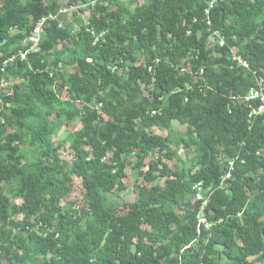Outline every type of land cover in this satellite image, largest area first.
<instances>
[{"label": "trees", "instance_id": "1", "mask_svg": "<svg viewBox=\"0 0 264 264\" xmlns=\"http://www.w3.org/2000/svg\"><path fill=\"white\" fill-rule=\"evenodd\" d=\"M83 1L71 0L67 6ZM107 1L78 10L96 13L88 25L95 36L103 34L95 43L92 35L81 32L78 38L85 43L78 55L67 45L56 51L57 44L72 37L58 26V7L45 6L43 0L25 4L0 0V78L13 75L28 81L24 96L15 87L13 96L3 98L0 110V263L34 264V254L54 251L61 264H92V260L95 264H211L216 248L230 264L264 261V175L255 174L260 168L264 171L259 157V151L264 153V116L249 117L250 108L232 103L245 98L264 71V0H142L145 4L132 14L120 5L108 12L102 6ZM213 1L217 3L210 9L208 27L205 11ZM42 20L40 51L4 67L5 61L24 51L23 39ZM219 26L224 46L217 43L216 50L223 58L251 39L241 56L248 69L229 59L227 67L215 71L205 40ZM200 30L205 32L202 39L197 35ZM136 50L148 53L150 63L131 67L125 78L117 76L108 61L123 54L131 59ZM188 55L191 71L182 74L180 64ZM61 63L76 65L77 73L65 79L59 70H49ZM194 77L198 85L191 84ZM142 83H152L151 101L143 98ZM62 94L66 101L60 99ZM92 101L101 106L108 121L87 106ZM73 102L84 103L82 126L71 144L72 161L66 163L51 145L53 127L37 108L51 110L59 103L72 108ZM65 114L68 120L75 115ZM173 121L187 125L196 143L198 171L190 177L189 187L199 184L208 194L203 209L208 230L195 214L178 215L176 196L158 187L138 188L136 205L123 216L103 202V194L122 188L119 180L131 154L166 149L164 141L146 129L168 127ZM7 127L17 132L8 135ZM25 145L28 150L36 146L39 152L28 156ZM220 157L233 160L231 169L223 170ZM157 171L155 164L150 165L145 180L154 182ZM159 174L162 178L168 171L163 168ZM75 178L84 193V226L60 208ZM18 214L24 215L23 222L14 221ZM34 222L44 238L31 229ZM53 223L55 232L47 234ZM144 224L154 232L148 248L133 243Z\"/></svg>", "mask_w": 264, "mask_h": 264}, {"label": "rangeland", "instance_id": "2", "mask_svg": "<svg viewBox=\"0 0 264 264\" xmlns=\"http://www.w3.org/2000/svg\"><path fill=\"white\" fill-rule=\"evenodd\" d=\"M44 5L48 7H58L59 10H64L68 8L67 4L71 0H43ZM254 2L255 0H250ZM22 4H25L27 0H20ZM101 0L97 1V4H100ZM102 6H105L108 12H115L117 9V5L122 6L124 9L127 10V14H132L135 9L141 7L145 4L142 0H109L107 2H102ZM217 2L213 1L211 5L213 6ZM1 6V3H0ZM92 11H85L84 13H79V11H75V13H68L62 14L60 17V22L62 24V28H65L69 31L70 35L72 36L71 39H68L65 43H59L56 45V51H61L64 45H67L69 49L75 51L78 55L82 54L84 49V43L79 40L78 35L81 32H86L90 34V27L89 21L92 17ZM127 14H123V19L127 20ZM50 19V18H48ZM227 26L231 24L230 20H227ZM218 28L217 32L219 36L224 41V35L222 28ZM204 31L200 30L197 35L198 38L202 39L204 37ZM207 34V33H206ZM91 36V35H90ZM42 38V34H41ZM74 40L78 42L76 45ZM251 39H246L242 41L240 44L235 46L233 49L238 55H243L244 47L247 42ZM219 41V37L207 35L206 36V50L211 52V61L213 67L216 72H220L222 69L227 67L225 62H228L229 59L232 60L231 53L227 55L225 58L222 57V54L216 50V44ZM127 43L123 44L121 48L125 49L127 47ZM24 47V45L22 44ZM119 48V46H118ZM120 49V48H119ZM54 50L50 54H54ZM54 56L51 55V59L54 60ZM133 58V59H132ZM132 58L129 59L127 54H123L122 56L118 57L117 59H110L108 61L109 67L112 69L117 76L121 78H125L128 74V71L131 67H141L146 66L150 63V56L148 53L136 50L132 53ZM63 59L66 60L65 57ZM192 59L191 55H188L185 59L182 60L180 67L184 69L186 74L187 72L191 71L190 64L188 63ZM232 62V61H231ZM179 67V66H178ZM177 67V68H178ZM49 70L58 71L60 74H63L64 78L67 79L69 75H73L77 73L76 65H66L61 63L58 67L49 66ZM181 72V71H180ZM261 72V80L263 81L264 85V71L260 70ZM8 84V93L12 96L14 95V88L18 87L19 90L17 91L19 95L24 96L25 92L28 90V81L23 79L22 77H16L13 75L9 76V79L5 78ZM198 81L196 77L191 79V84L198 85ZM258 88V86H256ZM256 88V89H257ZM143 98L147 101L152 100V83L144 84L142 83L140 86ZM248 94L245 98L248 97ZM264 96V91L263 94ZM22 99V97H20ZM62 101H66L68 99L66 94H62L60 97ZM259 100L254 101H245L244 98L240 100L232 101L233 104H240L246 105L248 108H256L259 105ZM72 108H68L64 104H56L54 105L51 110L50 108H43L38 106V111L41 112L42 115L47 116V120L51 127H53L54 131L51 135V145L54 148L58 149L59 155L63 162H71L73 158V152L71 150V144L76 132L81 129L82 126V115L80 111L82 110L84 103L81 102H73ZM8 107L11 106V103L5 104ZM19 106V105H17ZM87 106L90 108H95L99 114V116L104 120L108 121L109 118L104 115L102 112L101 106L98 105L96 102L92 101L87 103ZM78 111V112H77ZM60 113L58 116L56 113ZM65 112L75 113L74 117L71 120H68L66 117ZM49 114V116L47 115ZM45 116V117H46ZM261 116H264V112ZM141 121H136L137 128H140ZM101 125V124H100ZM101 129V128H100ZM17 132L15 127H7L6 133L8 135H13ZM146 133L154 136L156 138H160L164 141L166 145V149L160 151L156 149L154 151L145 152L142 154H138V152H134L125 160V170H124V178L119 180V186L121 189H116L111 193L103 194V202L106 208H111L114 210L117 216H123L128 211H130L133 206L137 203V192L138 188L146 187H158L163 191H167L173 193L177 199V205L174 208L175 212L178 215L185 214L188 211L190 214H195L196 220L199 224H201L205 230L210 228V224L205 222L204 214H202V208L204 203L209 199L208 194L204 193L200 185H193L189 187L190 177L198 171L197 168V148L196 143L193 137L188 135V126L179 123L178 121H173L168 127H158L153 126L146 129ZM24 135V133H23ZM24 150L27 152L28 156L35 155L39 152V149L35 147H31L30 150L25 146H23ZM259 157H262L264 160V153L259 151ZM220 162L223 167L230 168L233 160L227 159V157H220ZM155 164L158 168V171L155 173L158 178L154 182H148L145 180V173L149 170V166ZM167 169L168 175L165 177L160 178L159 172L163 169ZM260 168L256 171L255 174L257 176L264 175V171ZM179 176V177H178ZM228 176L225 177V179ZM167 183L170 185H167ZM179 187H177V186ZM83 189L81 186V181L79 179H73V182L70 186V193L63 199L60 204V208L62 213L68 214L72 216L74 220L79 221L80 226H84L86 224V218L83 217L82 212L85 211V205L83 200ZM9 195V194H7ZM249 199H252L251 194L248 193ZM201 202L200 208H198V203ZM17 203H22L19 199ZM35 221L34 219H32ZM15 222H23L24 215L18 214L14 217ZM40 225H36L34 222L33 228H31L34 232H38L39 235H44L42 231H38ZM56 225L55 223L52 224V228L47 229L46 233L50 234L55 232ZM40 230V229H39ZM153 230L150 229L147 225H142V227L138 230L133 237L134 246L141 244L146 246L147 248L152 245V240L150 242L149 238H153ZM58 238L56 235L55 240ZM151 243V244H150ZM133 247V251H134ZM34 264H52L57 262L56 264H61V257L54 251L47 252L46 254H34L33 256ZM211 264H230L228 260L222 255L221 248H216L214 254L209 259ZM92 264H95V261H91ZM0 264H5L2 261ZM255 264H264V261H256Z\"/></svg>", "mask_w": 264, "mask_h": 264}, {"label": "built area", "instance_id": "3", "mask_svg": "<svg viewBox=\"0 0 264 264\" xmlns=\"http://www.w3.org/2000/svg\"><path fill=\"white\" fill-rule=\"evenodd\" d=\"M97 1L98 0H84L83 2L78 3L76 6L73 5V6H69L68 8H65L64 10H59L58 15L68 14V13L70 14V13H73V12L78 11L80 9L81 10H86L88 8H94L96 6ZM212 7L213 6L210 4L209 8L205 11V21H206V25L208 27H211L210 9ZM55 18L56 17H54V19ZM50 19H53L52 16L50 17ZM44 22H45V20L40 21L37 24V26L34 28V30L23 39L22 44L24 45V51L19 52L18 55L13 56L9 60L5 61L4 67L8 66L9 63H13L14 61H16L17 58H20V60H25L26 57L29 54L37 53V52L40 51L39 44H40V40H41V34L43 32L42 25H43ZM58 26L60 28V27H62V24L59 23ZM90 35H92L94 37V41L96 43L98 41L99 37L102 36L103 34H101L100 36H95V34L92 31V29H90ZM188 35H190V32L188 33ZM212 36L219 37V41L217 42L219 47H223L224 46V41L219 36L218 32H212ZM230 53L232 55V60L231 61L233 63H235L238 67H242L244 69H248V64L241 57V55H238L236 52L233 51V49H231ZM184 71H185L184 69L181 70V72H184ZM1 72L4 73V68L1 70ZM202 75H203V70L200 71L199 76H202ZM256 86H258V88L257 87L251 88L250 92L248 94V97L244 98L245 101H254V100L261 101V102H259V105L256 108H250L251 112H250L249 117L261 116L262 113L264 112V96L262 95L263 91H264L263 81L261 79H258L256 81ZM7 88H8V84H7L6 80H5V78L4 77L0 78V110L3 109V98L11 96V94L7 92L8 91ZM231 167H232V165H231ZM231 167L229 169H231ZM207 202H208V200L204 203V206L202 208V212H203V209H204V207H205ZM204 220H205V218H204ZM205 222H206V220H205Z\"/></svg>", "mask_w": 264, "mask_h": 264}]
</instances>
